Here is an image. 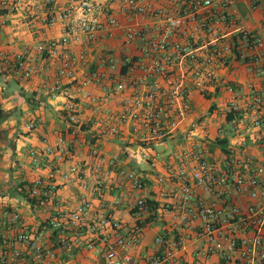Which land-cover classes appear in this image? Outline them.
Instances as JSON below:
<instances>
[{"label": "crops", "instance_id": "crops-1", "mask_svg": "<svg viewBox=\"0 0 264 264\" xmlns=\"http://www.w3.org/2000/svg\"><path fill=\"white\" fill-rule=\"evenodd\" d=\"M0 1L7 3L0 16V55L11 63L5 66L0 62V232L6 214L16 211L27 231L44 230V248L54 252L58 264H104L106 243L103 238L113 240L116 234L134 239L127 250L129 264H150L154 259H159V264H248L241 255V250L247 247L253 252V264H264L258 257V252L264 250V240L257 246L254 244L261 238L259 228L249 225L242 231L239 225L224 220L229 207L236 206L241 216L249 219L259 214L264 222V198L250 196L258 188L246 184L237 188L231 182L228 186L206 187L189 176L178 179L174 174L180 169L189 174L197 165L198 160L192 157L197 151L199 160L209 161L220 169L227 167L246 180L248 175L240 167L242 158L253 166L264 167V128L253 124V119L261 117L264 111L254 104L256 97L264 95V0H257L255 6L251 0H238L236 23L214 24L216 10L213 15H206L204 19L213 24V32H206L204 40L209 41L217 34L229 41L238 31L235 27L239 26L261 38L262 46L248 50L245 59L229 56L227 65L215 72L214 87L205 94L190 92V112L176 132L152 143L141 141L144 128L133 122L119 126L113 135L99 136V124L121 112L132 95L131 89L116 93L100 104L88 103L79 90L80 83L91 74L104 72L105 80L84 88L93 97L102 98L106 89H113L122 82L121 76L126 73H122L123 69L126 71L124 60L140 55L138 44L123 45L122 31L116 29L105 32L87 48L70 45L73 55L83 53L84 58L74 77L68 79L58 73L59 59L36 52L39 43L59 38L62 31L59 21L45 25L42 14L29 17L27 8L44 7V0ZM168 2L156 0L150 5L156 10L167 8ZM68 3V0L58 1L51 12L60 13ZM109 12L119 23H127L117 4H111ZM142 23L150 25L151 21L146 18ZM102 55L111 56L116 68L101 67L99 57ZM19 63L23 69H34L33 76L21 78L15 71ZM154 80L163 84L161 78ZM228 87L238 92L236 102L241 110L235 123H228L226 119L234 99ZM70 103L78 104L77 111L84 123L76 135L71 134V125L63 110L64 105ZM28 124H32L33 129L29 130ZM59 137L69 145L62 160L56 152ZM220 140H225L226 144H217ZM92 147L105 158L104 164L98 165L91 155ZM48 149L53 152L48 153ZM224 149L228 154L223 153ZM180 154L185 156L177 159ZM112 158H115L114 165L108 162ZM72 166L79 168L81 181L62 178L61 174ZM129 173H134L142 183V190L132 187L127 178ZM37 180L58 188L55 200L41 208L32 207L24 193ZM258 180L264 185V175ZM139 198L145 203L151 202L153 209L145 213L146 219L151 217L150 222L135 233L138 221L133 211ZM188 203L211 206L219 213L212 252H207L202 220L180 221ZM79 205H88V222L70 229V251L56 248L49 239L46 223L57 212L71 211ZM113 223L118 225L116 229ZM90 226L96 229L93 233ZM7 235L13 237L15 233ZM233 237L237 239L236 247L229 249L228 243ZM241 239L248 241L247 247L241 244ZM18 247L22 250L23 264H35L26 247Z\"/></svg>", "mask_w": 264, "mask_h": 264}, {"label": "built area", "instance_id": "built-area-1", "mask_svg": "<svg viewBox=\"0 0 264 264\" xmlns=\"http://www.w3.org/2000/svg\"><path fill=\"white\" fill-rule=\"evenodd\" d=\"M58 1L60 0H44V7L32 6L27 10L30 18L42 14L45 25L61 22L62 31L59 38L49 39L36 46L38 54L46 55L53 60L59 59V75L72 79L75 70L82 63L83 53L79 56L73 55L70 50L72 44H80L87 48L94 45L105 32L120 29L123 45H139L140 55L127 57L124 60L126 73L121 76L122 82L117 83L113 89H106L102 98L93 97L84 88L92 82L105 80L104 72H94L79 85L84 99L92 104L104 103L116 93H121L128 88L132 90V95L121 112L106 118L99 124L98 132L101 137L115 134L118 132L119 126L129 122L139 124L144 128V133L140 137L142 142L152 143L170 137L190 112V92L198 91L205 94L210 87H214L215 72L227 65L229 56H234L231 39L225 41L217 34H213L211 40H204L206 32H213V24L204 18L208 14L213 15L216 10V14L213 15L214 24L219 22L236 23L235 6L238 0H169L167 8L156 10L150 5L156 0H68V5L60 13L54 14L51 9ZM111 4L118 5L119 11L127 18L126 24L119 23L109 12ZM251 4L255 6L257 0H251ZM6 6L5 1H0V16ZM146 18L151 21L150 25L142 23ZM235 28L238 29L234 34V36H238V59H245V53L248 50L262 46V39L242 27L236 26ZM0 56V62L3 65H11L8 58L4 55ZM99 64L101 67L112 70L116 68L115 60L109 55L100 56ZM20 66L21 63L15 67V71L21 78H30L35 73L31 67L23 69ZM157 78H161L164 85L154 80ZM227 91L234 96L228 110L240 113L241 109L236 102L238 92L233 87H228ZM254 104L258 109L264 110V95L256 97ZM63 110H65V117L71 125V134L76 135L84 127L77 111L78 104H66ZM262 113L261 117L253 119V124L257 128H264V111ZM237 120L238 118H235L232 122L235 123ZM27 128L31 130L33 125L28 124ZM76 141L78 142L77 139ZM56 147L58 159L62 160L64 153L69 151V145L63 137H59ZM47 152L52 153L53 151L48 149ZM91 155L96 159L98 165L105 163V158L97 148H91ZM184 156L185 154H180L176 157L181 159ZM192 157L198 160L197 165L191 169L189 174L184 169H180L174 173L175 177L184 179L189 176L191 180L206 187L228 186V183L231 182L240 188L246 184L249 187L258 188L251 192L252 199L264 198V185L258 180L264 175V167L253 166L249 160L242 158L240 167L248 175L246 180L240 173L236 174L227 167L220 169L209 161L199 160V151L193 152ZM108 162L114 165L115 158ZM61 176L70 182L82 180L81 172L77 166H72ZM127 178L134 189H143L142 183L134 173H129ZM97 184H100L99 180ZM57 189L56 185L46 186L41 180L35 181L28 190V196L35 201L34 205H30L34 208L45 207L55 200ZM146 211L145 201L139 198L133 212L138 223L144 222ZM218 217L219 213H215L211 206L188 203L181 212L180 221L192 223L198 219L202 220V232L206 235L208 243L207 252H212ZM88 219V205H79L64 213L57 212L56 216L45 225L50 241L56 248L70 251L72 248L70 229L85 225ZM224 220L239 225L242 231L249 225L258 227L261 238L256 240L255 246L264 240V222L259 214L247 219L241 216L236 206H231L226 212ZM112 227L116 229L118 225L113 223ZM2 228L0 232V264H23L22 250L18 245L26 247L33 256L35 264H58L54 252L44 248V230L27 231L16 211L6 214ZM89 230L93 233L96 229L94 226H90ZM139 230L140 228L136 225L134 232L137 233ZM11 232H14L15 235L8 237L7 233ZM103 240L106 243L103 250L104 264L130 263L131 259L127 250L134 241L133 238L116 234L113 240L107 237ZM236 240L234 237L229 240V249L236 247ZM241 242L244 247H247L246 239H241ZM252 254L249 247L241 250V255L246 258L248 264H253ZM258 257L264 260V250L258 252ZM159 263V259L150 262V264Z\"/></svg>", "mask_w": 264, "mask_h": 264}, {"label": "trees", "instance_id": "trees-1", "mask_svg": "<svg viewBox=\"0 0 264 264\" xmlns=\"http://www.w3.org/2000/svg\"><path fill=\"white\" fill-rule=\"evenodd\" d=\"M237 40H238V36H234V37H232V39H231V44H232V46H233V54H234V57L236 58V59H238L239 58V54H238V50H237V48H239L238 46H239V44H238V42H237ZM125 72V70L123 69L122 70V73H124ZM240 116V113L238 112V113H236V112H233V111H228V114L226 115V119H227V121H228V123H232V121L235 119V118H238ZM217 144H219L220 146L221 145H225L226 144V141L225 140H220V141H217ZM223 153H225V154H228V151L227 150H223ZM30 187H31V185H29V188H28V190L30 189ZM28 190L27 191H24V193L26 194L25 196H26V198H27V201L30 203V204H32V205H34V203H35V201H34V199H31L29 196H28ZM145 205H146V207H147V209H153V204L151 203V202H146L145 203ZM155 207V206H154ZM134 212V211H133ZM151 218V217H150ZM150 218H145V220H144V222H142V223H137V226L141 229L143 226H145L147 223H149L150 222ZM54 234V233H53Z\"/></svg>", "mask_w": 264, "mask_h": 264}]
</instances>
